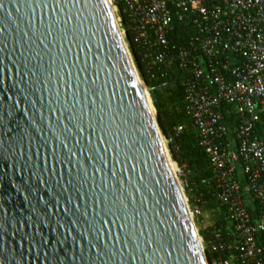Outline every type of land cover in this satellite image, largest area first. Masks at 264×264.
I'll return each mask as SVG.
<instances>
[{
  "label": "water",
  "instance_id": "1",
  "mask_svg": "<svg viewBox=\"0 0 264 264\" xmlns=\"http://www.w3.org/2000/svg\"><path fill=\"white\" fill-rule=\"evenodd\" d=\"M110 5L0 0V264H207Z\"/></svg>",
  "mask_w": 264,
  "mask_h": 264
},
{
  "label": "built area",
  "instance_id": "2",
  "mask_svg": "<svg viewBox=\"0 0 264 264\" xmlns=\"http://www.w3.org/2000/svg\"><path fill=\"white\" fill-rule=\"evenodd\" d=\"M116 23L152 80L170 77L183 88L185 115L212 172L195 195L192 171L177 167L190 216L218 203L224 221L210 230V264H264V0H121ZM189 19L182 42L171 35ZM130 35V41L127 39ZM134 60V62H133ZM138 75V73H137ZM139 77V76H138ZM184 125L173 127L174 143ZM177 166V162H174Z\"/></svg>",
  "mask_w": 264,
  "mask_h": 264
},
{
  "label": "trees",
  "instance_id": "3",
  "mask_svg": "<svg viewBox=\"0 0 264 264\" xmlns=\"http://www.w3.org/2000/svg\"><path fill=\"white\" fill-rule=\"evenodd\" d=\"M112 2L117 6L121 13L122 1L112 0ZM175 26V30L171 37L174 41L180 43L184 41L187 38L188 33L192 31V24L191 21L186 18L182 22L176 21ZM127 39L130 41V35L128 33ZM130 49L133 53L139 75L153 98L152 104L156 110V121L162 134L166 138H169L171 135L173 136V127L175 125H184L183 131L179 135L174 136V143L179 147L178 151L175 150L173 143H167L168 150L172 159L176 161L179 166L185 165L192 171L189 181L195 183V195L204 193L203 198L206 199L207 195L205 192L206 187L204 180H211L212 172L206 154L197 145L194 133L191 128H189V119L184 111L185 98L183 88L178 83V80L175 81V77H170L172 71L169 72L167 79H150L148 73L144 70L141 62L138 60L133 45L130 46ZM184 190L189 199V204L193 205L194 194L189 193L186 188H184ZM211 204H215L219 208L217 214L218 218L213 226L217 227L224 221V209L219 207L218 203L210 201L203 205L202 209ZM199 233L203 238L204 244H206L209 235L203 229H199ZM205 254L206 259L210 264L215 255L208 251L207 245L205 246Z\"/></svg>",
  "mask_w": 264,
  "mask_h": 264
},
{
  "label": "rangeland",
  "instance_id": "4",
  "mask_svg": "<svg viewBox=\"0 0 264 264\" xmlns=\"http://www.w3.org/2000/svg\"><path fill=\"white\" fill-rule=\"evenodd\" d=\"M111 1V4H112V6H113V2H112V0H110ZM113 12H114V16H115V18H116V12H115V10L113 9ZM133 62H134V60H133ZM136 66V65H135ZM137 69V68H136ZM137 73H138V76H139V79L143 82V80H142V78L140 77V75H139V72L137 71ZM143 84H144V82H143ZM155 118H156V112H155ZM157 122V121H156ZM159 128V127H158ZM159 132H160V135H161V137H162V140H163V145L165 146V149H166V152H167V154H168V157L171 159V161H173V162H175L173 159H172V157H171V155H170V153H169V150H168V146H167V143H166V141H165V136L162 134V132L160 131V129H159ZM177 164V163H176ZM176 166V165H175ZM177 167H179V165L177 164V166H176V171H175V173H174V175H175V178H176V180L178 181V183H179V186H180V188H181V191H182V193H183V196H186V193H185V190L183 189V184L181 183V176H180V172L177 170ZM188 206H190V204H189V202H188ZM211 206V207H210ZM210 206H207V208H208V210H211L212 209V213L214 214V215H206V214H204V215H201V216H199V217H195V216H192L191 217V219H192V221H193V225H194V227H195V230H196V232H197V234H198V236H199V238H200V242H201V246H202V249H203V253H204V256H205V258H206V254H205V244H204V242H203V238H202V236L200 235V233H199V229H202L201 227H205L203 230H205L206 231V233L209 235V233H210V230L212 229V227L214 226V223L216 222V220H217V218H218V216H217V214H218V207L215 205V204H211ZM206 261H207V259H206ZM207 264H209L208 263V261H207Z\"/></svg>",
  "mask_w": 264,
  "mask_h": 264
},
{
  "label": "bare ground",
  "instance_id": "5",
  "mask_svg": "<svg viewBox=\"0 0 264 264\" xmlns=\"http://www.w3.org/2000/svg\"><path fill=\"white\" fill-rule=\"evenodd\" d=\"M111 6V11L113 12V9H114V7L112 6V5H110ZM113 15H114V12H113ZM115 17V16H114ZM138 83H139V86H140V89H141V91H142V94H143V97H144V100H145V103H146V106H147V109H148V112H149V115H150V117L153 119V121H154V117H155V108H154V106L152 105V103L150 102V100H149V97H148V94H147V92H146V89H145V87H144V85L142 84V82L138 79ZM160 139H161V142L163 143V140H162V137H161V135H160ZM167 157H168V154H167ZM168 162H169V165H170V168H171V171H172V173L174 174L175 173V171H176V166H175V163L173 162V161H171V159L168 157ZM177 183H178V181H177ZM179 184V183H178ZM183 199H184V197H183ZM184 201H185V199H184ZM188 214H189V216H190V212L188 211ZM191 217V216H190ZM199 238V237H198ZM199 241H200V238H199Z\"/></svg>",
  "mask_w": 264,
  "mask_h": 264
},
{
  "label": "crops",
  "instance_id": "6",
  "mask_svg": "<svg viewBox=\"0 0 264 264\" xmlns=\"http://www.w3.org/2000/svg\"><path fill=\"white\" fill-rule=\"evenodd\" d=\"M204 214H210V215H214L213 213H212V209L211 210H208V208L207 207H203V209H202V215H204ZM202 229H204L205 227L203 226V227H201Z\"/></svg>",
  "mask_w": 264,
  "mask_h": 264
}]
</instances>
